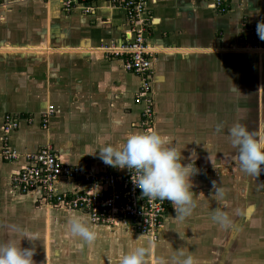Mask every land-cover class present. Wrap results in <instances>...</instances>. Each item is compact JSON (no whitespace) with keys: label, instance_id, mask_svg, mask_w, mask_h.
I'll return each mask as SVG.
<instances>
[{"label":"crops","instance_id":"obj_1","mask_svg":"<svg viewBox=\"0 0 264 264\" xmlns=\"http://www.w3.org/2000/svg\"><path fill=\"white\" fill-rule=\"evenodd\" d=\"M215 2L144 0L151 22L147 43L156 54L149 83L152 131L182 149V163L190 162L191 153L196 155L195 166L200 168L228 161L224 149L233 150L228 129L239 114L241 97L251 114L257 113L252 104L256 97L264 100V41L258 40L257 49L239 47L242 24L256 26L264 20V0H223L224 14L213 8ZM94 8L85 14L79 9L66 12L56 2L0 0V149L5 145L17 157L14 162L0 160V245L32 248L34 264H120L139 246L148 249L146 264H172L177 249L192 254L197 264H206V252L189 250V236H171L172 230H184V224L173 219L169 201L155 242L125 226L89 222L97 233L89 244L72 235L68 226L71 217L86 216L47 206L37 193L20 194L11 185L24 154L43 147L52 148L66 164L112 170L93 154L101 138L117 145L129 134L142 132L138 124L144 105L135 102L140 79L124 71L120 59L101 51L102 46L122 41L124 12L108 7L105 0H96ZM260 53L262 59L257 58ZM48 106L54 112L46 115L43 127ZM5 115L17 122L8 133ZM216 168L222 172L220 165ZM209 174L203 182L212 188L207 180L214 173ZM221 175L216 174L215 182L223 179ZM192 182L196 188L197 179ZM74 187L73 182L57 186L68 193ZM218 206L213 202L211 210ZM213 226L216 241L222 239L223 225ZM239 229L237 225L232 232V242ZM234 252L233 259L240 262V252ZM258 259L264 260V251ZM253 260L250 264L256 263Z\"/></svg>","mask_w":264,"mask_h":264},{"label":"built area","instance_id":"obj_2","mask_svg":"<svg viewBox=\"0 0 264 264\" xmlns=\"http://www.w3.org/2000/svg\"><path fill=\"white\" fill-rule=\"evenodd\" d=\"M61 4L64 11L79 9L85 14L92 13L96 0H42ZM108 7L120 9L126 18V28L118 45H105L101 51L111 58L120 59L124 71L140 79V92L136 103L143 102V110L138 126L142 132H150L153 127V100L149 93L152 76V62L155 52L147 43L150 19L145 15L144 0H105ZM213 8L226 13L223 0H216ZM242 49H257L256 26L244 22L241 26ZM54 112L48 106L43 118ZM4 132L17 128L13 116L5 115ZM0 160L16 161L17 157L4 145L0 149ZM140 173L135 169L114 168L109 171H96L89 166H76L63 162L50 147H43L34 153L24 154V164L11 175V185L20 193H37L38 199L47 206L83 214L94 225L106 227L125 226L155 242L164 226L168 210L166 200L152 199L141 195L135 186ZM73 182L71 192H61L57 186Z\"/></svg>","mask_w":264,"mask_h":264},{"label":"clouds","instance_id":"obj_3","mask_svg":"<svg viewBox=\"0 0 264 264\" xmlns=\"http://www.w3.org/2000/svg\"><path fill=\"white\" fill-rule=\"evenodd\" d=\"M256 33L264 41V20L257 21ZM240 119L242 117L238 116L237 122L228 129V137L237 149L236 160L240 169L246 174L259 176L264 171V131H249L239 122ZM106 139L101 138L93 153L104 164L139 172L138 179L133 183L141 190V195L171 202L177 219L183 220L191 214L195 207L191 178L198 172L196 155L194 157L191 153L190 162L182 163V149L178 151L174 145H169L157 131L129 134L123 143L117 145L105 143ZM213 189L217 198L223 200L224 190L216 187L215 183ZM212 220L221 225L230 223L227 214L219 209L215 210ZM68 226L72 235L89 244L97 238L96 231L84 217H71ZM147 254V248L135 247L123 256L120 264H146ZM33 255L32 248L17 247L11 243L0 245V264H34ZM172 264H197V260L192 254L177 249Z\"/></svg>","mask_w":264,"mask_h":264},{"label":"rangeland","instance_id":"obj_4","mask_svg":"<svg viewBox=\"0 0 264 264\" xmlns=\"http://www.w3.org/2000/svg\"><path fill=\"white\" fill-rule=\"evenodd\" d=\"M262 53L257 58L262 59ZM240 101V111L238 115L234 116V123L237 122L239 116L242 117L239 122L249 131H264V114L260 113L262 106H264V100L257 96L254 103L252 102L256 107L257 113L255 114H251L248 112L249 109H246L247 102L245 98L241 97ZM254 125L257 127L256 130L251 128ZM224 155L229 158L225 164L219 162V164H214L215 166L208 167V165H203L201 168L199 166L196 167L198 172L192 177V179H197L196 188L192 189L195 207L192 209L190 215L180 221V223L184 224V230H181V228L177 232L174 231L175 233L172 230L170 234L172 236L173 234L181 233L189 236V250L195 248L196 250H200V252H206L205 260H203L206 264H222V262L223 264H250V261L253 259H255L253 262L256 261L253 264H264L263 259H261L262 262L258 259L263 255L264 251V227L262 226L264 222V171L259 176L249 175L242 171L236 160L237 149L234 147L233 150L227 151V148L224 149ZM218 165L222 167V172H218L219 169L216 168ZM211 172L214 173V176H212V179L207 180V182L209 181L212 184V188L205 186L203 182V180L211 178L209 174ZM216 174H222L221 176H223V179L219 183L215 182L214 177ZM214 183L216 187L224 190L225 196L223 200L218 199L213 194V192L215 193V189H213ZM213 202L219 204L217 207L219 210L221 209L220 205H223L222 211L227 214L230 221V223L223 225V238L217 241L216 226H213L215 222L212 220L215 212V210H211ZM170 207L168 208L170 209ZM173 216V219L179 222L175 210ZM205 220L209 222H204ZM237 225L240 228L238 230V237L232 242L231 235L234 229L236 230ZM258 226L259 228H257ZM233 249L235 251L234 254L236 253L235 255L240 252V262H236V259H233L231 253ZM245 250L249 251V253H242Z\"/></svg>","mask_w":264,"mask_h":264}]
</instances>
